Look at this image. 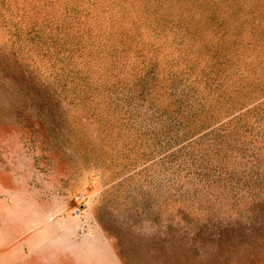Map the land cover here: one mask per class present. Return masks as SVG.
<instances>
[{"label": "rangeland", "instance_id": "rangeland-1", "mask_svg": "<svg viewBox=\"0 0 264 264\" xmlns=\"http://www.w3.org/2000/svg\"><path fill=\"white\" fill-rule=\"evenodd\" d=\"M0 264H264V0H0Z\"/></svg>", "mask_w": 264, "mask_h": 264}]
</instances>
